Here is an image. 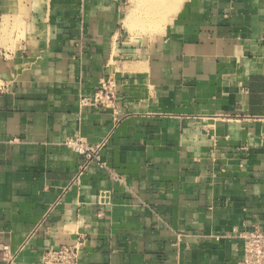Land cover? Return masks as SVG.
Segmentation results:
<instances>
[{"label":"crops","instance_id":"crops-1","mask_svg":"<svg viewBox=\"0 0 264 264\" xmlns=\"http://www.w3.org/2000/svg\"><path fill=\"white\" fill-rule=\"evenodd\" d=\"M0 89V264H239L264 229V0H0Z\"/></svg>","mask_w":264,"mask_h":264},{"label":"built area","instance_id":"built-area-1","mask_svg":"<svg viewBox=\"0 0 264 264\" xmlns=\"http://www.w3.org/2000/svg\"><path fill=\"white\" fill-rule=\"evenodd\" d=\"M117 91V85L112 81L103 80L91 97L82 96L79 102L84 107L115 109ZM64 144L82 156V162L76 175L77 178L85 172L93 161H97L101 167H106L99 157V150L104 145L103 142L88 145L79 137H68L65 139ZM240 237L243 239V258L239 264H264V229L254 226L251 230L241 233ZM82 244L81 240H76L71 245L49 246L41 253L40 264H75ZM2 251L4 256L8 255V261L12 260L7 246H3Z\"/></svg>","mask_w":264,"mask_h":264},{"label":"bare ground","instance_id":"bare-ground-1","mask_svg":"<svg viewBox=\"0 0 264 264\" xmlns=\"http://www.w3.org/2000/svg\"><path fill=\"white\" fill-rule=\"evenodd\" d=\"M145 8H149V6H146ZM145 8H141L143 11H142V13H141V16H143V19H147V17H149V11L148 10H145ZM155 8V7H154ZM158 9V8H157ZM161 9V8H160ZM157 12V11H156ZM150 13H152V10L150 11ZM153 13H154V11H153ZM156 13H154V15H155ZM153 15H150V17H152ZM150 20H152V19H150ZM131 23V22H130Z\"/></svg>","mask_w":264,"mask_h":264},{"label":"rangeland","instance_id":"rangeland-1","mask_svg":"<svg viewBox=\"0 0 264 264\" xmlns=\"http://www.w3.org/2000/svg\"><path fill=\"white\" fill-rule=\"evenodd\" d=\"M135 1H140L141 2V0H135ZM133 6H134V8H135V4H133ZM171 13H173V11L171 12ZM139 28V27H138ZM136 26H133L132 27V32H139L141 29H138ZM134 38H136V37H134Z\"/></svg>","mask_w":264,"mask_h":264}]
</instances>
